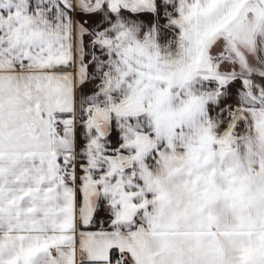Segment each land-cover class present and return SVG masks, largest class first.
Here are the masks:
<instances>
[{"label":"crops","instance_id":"0c3cea01","mask_svg":"<svg viewBox=\"0 0 264 264\" xmlns=\"http://www.w3.org/2000/svg\"><path fill=\"white\" fill-rule=\"evenodd\" d=\"M135 1L0 0V264H264V0Z\"/></svg>","mask_w":264,"mask_h":264},{"label":"water","instance_id":"95a60500","mask_svg":"<svg viewBox=\"0 0 264 264\" xmlns=\"http://www.w3.org/2000/svg\"><path fill=\"white\" fill-rule=\"evenodd\" d=\"M84 3H92L94 2V0H81ZM255 76H257V78L260 80L261 82V96L264 99V70L260 71V72H256ZM234 132L235 133H243L246 131L247 129V124H246V120L244 118V116L239 115L236 117L234 125Z\"/></svg>","mask_w":264,"mask_h":264},{"label":"rangeland","instance_id":"374dc122","mask_svg":"<svg viewBox=\"0 0 264 264\" xmlns=\"http://www.w3.org/2000/svg\"><path fill=\"white\" fill-rule=\"evenodd\" d=\"M244 1V2H243ZM242 1V3L240 4V8H239V10H240V12H242V10H243V7H244V3H245V1L246 0H243ZM255 1H257V0H255ZM140 3V1H135V3ZM258 2H259V4L261 3V0H258ZM148 4V3H147ZM261 5V7H262V4H260ZM226 21H228V19L226 20ZM228 24V23H227ZM224 25V24H223ZM231 25V24H230ZM229 25V26H230ZM228 27V26H227ZM231 27H233V28H237L238 29V31L239 32H241V31H246V33L248 32V30H249V24L248 23H246V24H243V25H240V26H235V25H232ZM243 39H244V42H246V35H244L243 36ZM200 54V53H199ZM203 54V53H202ZM202 54H200L201 56H202ZM199 56V55H198ZM208 56H206V58H207ZM202 60H203V56H202V58H201ZM222 62H224V64H225V60H223ZM74 69H77V68H74ZM86 70H87V68H85ZM81 71H82V68H80L79 67V73H81ZM254 87L256 88V86H255V84H254ZM259 89V88H258ZM67 113V112H66ZM65 112H64V114H66ZM53 118H56V119H60V118H58V114H56V113H53L52 115H51V120L53 119ZM61 122H62V124H63V126H64V124H65V121L64 120H60Z\"/></svg>","mask_w":264,"mask_h":264},{"label":"built area","instance_id":"2783aa9c","mask_svg":"<svg viewBox=\"0 0 264 264\" xmlns=\"http://www.w3.org/2000/svg\"><path fill=\"white\" fill-rule=\"evenodd\" d=\"M51 124L55 131L61 132L63 129V124L58 119H53L51 121ZM111 264H127V254L125 251H119L114 260L111 262Z\"/></svg>","mask_w":264,"mask_h":264}]
</instances>
